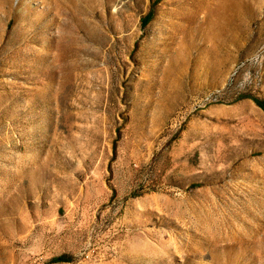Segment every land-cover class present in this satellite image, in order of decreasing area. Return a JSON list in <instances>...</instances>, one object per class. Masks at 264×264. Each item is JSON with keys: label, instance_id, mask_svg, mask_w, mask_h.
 <instances>
[{"label": "rangeland", "instance_id": "374dc122", "mask_svg": "<svg viewBox=\"0 0 264 264\" xmlns=\"http://www.w3.org/2000/svg\"><path fill=\"white\" fill-rule=\"evenodd\" d=\"M253 96L264 0H0V264H264Z\"/></svg>", "mask_w": 264, "mask_h": 264}, {"label": "trees", "instance_id": "16d2710c", "mask_svg": "<svg viewBox=\"0 0 264 264\" xmlns=\"http://www.w3.org/2000/svg\"><path fill=\"white\" fill-rule=\"evenodd\" d=\"M152 18L153 14L150 12L146 17H144V19H142V23L146 25L151 21ZM251 98L264 110V99L257 96H253ZM73 260V257L67 254L58 255L52 258V262L54 263L72 262Z\"/></svg>", "mask_w": 264, "mask_h": 264}]
</instances>
